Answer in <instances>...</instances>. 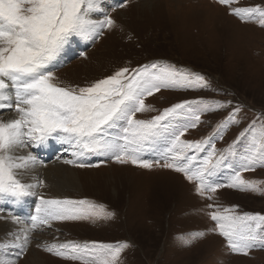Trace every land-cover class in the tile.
<instances>
[{"label":"rangeland","instance_id":"374dc122","mask_svg":"<svg viewBox=\"0 0 264 264\" xmlns=\"http://www.w3.org/2000/svg\"><path fill=\"white\" fill-rule=\"evenodd\" d=\"M99 1L102 11L90 12V18L101 17L103 20L107 14L115 25L82 45L78 42L82 37H70L51 65L57 82L61 86L82 87L121 68H129L127 75H132L131 70L153 63L202 75L208 82L207 90L199 86L196 90L162 89L146 98L145 104L150 105L151 110L137 113V119L150 120L185 100H203L213 107L216 102L226 105L202 115L197 127L189 128L181 139L202 145V151L185 150L186 155L195 156L193 164L196 166L207 155L209 149L205 142L212 138L215 158L223 155L225 160L210 179L227 183L231 169L239 167L249 143V136L241 134L254 122L259 126L264 121V26L259 22L258 13L241 19L232 12L236 8L264 10V0H234L230 5L221 4L219 0ZM120 3L125 6L116 7ZM113 7H116L115 11H112ZM62 59L66 61L62 62ZM237 108L240 109L236 113L239 123L226 129L221 127ZM12 111L13 108L0 110V120ZM221 132L223 138H216ZM57 143L51 156L43 161L44 166L75 160L73 152L78 149L60 141ZM26 146L41 161L33 151L32 143ZM166 146L159 141L146 145L140 155L146 160H160V153ZM60 150L64 152L59 153ZM92 155L99 158L87 159ZM80 162L98 166L67 164L81 169L79 191L56 197L51 188L44 186L43 178L42 185L37 188L38 195L24 197L27 198L24 201H28L30 207L32 205V214L30 207L25 209L27 215L30 213L27 217L19 215H25L24 212L13 209L10 198L5 200L11 196L0 195V222L8 215L18 216L25 224H30L29 218L35 215L41 198L86 200L103 206L102 211L111 213V217L53 220L51 226L40 225L29 234L26 250L15 255L16 264H31L35 256L43 264H80V261L53 255L44 247L70 242L90 247L94 243L113 246L126 243L129 247L122 251L118 264H264V247L257 245L247 255L232 252L226 239L214 230L216 222L209 215L231 209L235 215L264 216V167L257 165L255 170L241 173L244 180L255 182L257 192L221 187L215 193L201 196L197 193V184L188 181L183 173L163 167V160L153 164L151 169H145L131 163H116L106 155L85 153L77 160ZM208 195L213 198L207 199ZM3 200L6 204H1ZM209 204L213 207L209 208ZM96 211L101 209L98 207ZM257 231L264 235V223ZM196 232L205 235L193 240L191 245L185 244V239ZM6 241H9L7 237H0V242ZM2 250L12 251L0 247V253Z\"/></svg>","mask_w":264,"mask_h":264},{"label":"snow or ice","instance_id":"6c2138e0","mask_svg":"<svg viewBox=\"0 0 264 264\" xmlns=\"http://www.w3.org/2000/svg\"><path fill=\"white\" fill-rule=\"evenodd\" d=\"M99 0H0V109L13 108L18 117L8 121L0 120V195H8L17 202L28 196L38 195L34 189L43 183L36 177L35 183H24L18 179L23 170L34 169L39 162L34 155L18 156L15 150L27 145L38 146L48 139H57L78 149L73 152L75 160H64L76 167H91L77 160L85 153H97L113 158L116 163H131L151 169L153 164L163 160V167L183 173L186 179L197 184V193H215L218 188H237L240 191L257 192L255 182L246 181L241 173L264 167V121L259 126H249L241 135L249 136L245 154L238 168L231 169L227 183H217L210 178L223 164L225 157L216 159V148L209 138L205 142L208 153L194 166L195 156L186 155V149L203 150L200 143L182 140L189 128L197 127L201 116L226 105L216 102L213 107L203 100H185L164 109L161 115L150 120L137 119V113L150 111L145 104L147 97L162 89L196 90V86L208 89L205 77L196 73L176 69L175 66H161L158 63L144 65L127 75L124 67L114 74L97 80L87 86H61L51 68L72 36L95 39L103 35L105 28H112L115 21L107 14L103 20L92 19L89 13L98 9ZM230 5L234 0H219ZM238 2V0H235ZM27 5V6H25ZM124 3L116 7H124ZM113 7L112 11L116 10ZM259 15L264 26V10L257 8H236L232 14L241 19ZM83 55V54H82ZM13 91L9 93L8 89ZM235 109L221 127L239 123ZM260 119V117H258ZM182 121L183 123H178ZM223 138V133L216 137ZM167 145L160 153V160H146L141 157L146 145L156 142ZM207 199L213 197L208 195ZM101 211H96L97 208ZM209 208L213 205L209 204ZM86 200H57L41 198L25 224L18 216L13 220L21 225L15 239L0 242V247L17 248L21 254L30 243V233L40 225H49L53 220L75 221L85 219H108L111 213L102 211ZM215 229L227 241L229 249L237 254L247 255L259 245L264 247V235L257 229L264 223V216L248 214L235 215L231 209L224 213L210 212ZM260 223H256V222ZM203 232H196L185 244L202 238ZM45 250L66 260L80 261V264H118L122 251L128 244L116 246L106 244L45 245ZM0 264H16L15 260L0 259Z\"/></svg>","mask_w":264,"mask_h":264},{"label":"bare ground","instance_id":"6f19581e","mask_svg":"<svg viewBox=\"0 0 264 264\" xmlns=\"http://www.w3.org/2000/svg\"><path fill=\"white\" fill-rule=\"evenodd\" d=\"M98 9H103L101 4H100V1L98 2ZM100 18L101 17H96V20H101ZM78 42L80 45H82V44L87 43V40H82V38H78ZM59 61H61L60 56H59ZM63 61H66V60L62 59V62ZM6 91H8L9 93L12 92L11 89H8ZM6 109H12V108H3L0 110H6ZM16 117H18V114H16V112L12 111L6 115L5 119H3V121L15 119ZM58 143H59V141H58ZM15 154L18 156H26L29 154L32 155L31 151L25 145L18 147L15 150ZM95 157H96V159L99 158L98 156H93V157H90L87 159L94 160ZM75 159H76V157H75ZM80 159H81V157L79 158V160ZM39 162H41V161H39ZM80 170L76 169V168L74 169L73 167H71V165H67L65 163H47L46 166H44L43 161H42V163H38L34 169H29L27 172H24L23 170H17V171L21 172V174L18 176V178L24 183H35L36 177H39L40 180H42L44 178V186L47 185L46 186L47 188H51L50 189L51 192H53L56 197H61L63 195H65V196L68 195V192L80 190V187L82 184L81 174H79ZM34 191L37 192L38 191L37 188L34 189ZM46 191H47V189H46ZM5 200L1 201V204H6L4 202ZM29 201H31V199H29ZM29 207H30V203L27 207L20 208V209H16V208H13V209L17 210L18 213H19V211L25 213V209L29 208ZM27 213H28V211H27ZM27 213H25V215H23L22 213L19 215H22L23 217H27L30 215V213L32 214V205L30 207V213L28 215H27ZM23 219H25V218H23ZM23 226L24 225L16 223L11 216L7 215L5 217V220L2 221V223L0 222V237H7L9 239L8 242H11L15 239V236L13 234L19 233L21 227H23ZM9 248L12 251L8 252V251L2 250V252H1L2 254L0 253V259L15 260V255L17 254L16 253L17 248H11V247H9ZM34 255H36V254L34 253ZM31 261H32L31 264H43L38 259V257H36V256H35V258L33 257L31 259Z\"/></svg>","mask_w":264,"mask_h":264}]
</instances>
